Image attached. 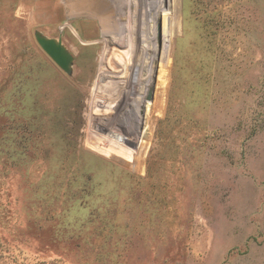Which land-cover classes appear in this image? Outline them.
<instances>
[{"label":"rangeland","instance_id":"obj_1","mask_svg":"<svg viewBox=\"0 0 264 264\" xmlns=\"http://www.w3.org/2000/svg\"><path fill=\"white\" fill-rule=\"evenodd\" d=\"M0 264H264V0H0Z\"/></svg>","mask_w":264,"mask_h":264},{"label":"water","instance_id":"obj_2","mask_svg":"<svg viewBox=\"0 0 264 264\" xmlns=\"http://www.w3.org/2000/svg\"><path fill=\"white\" fill-rule=\"evenodd\" d=\"M37 43L42 50L64 71L69 70L71 56L63 47L61 42L53 38H45L40 35L36 36Z\"/></svg>","mask_w":264,"mask_h":264}]
</instances>
